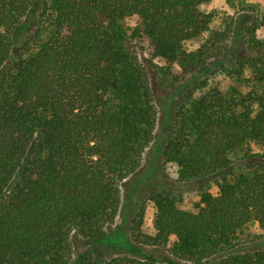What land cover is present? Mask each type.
Masks as SVG:
<instances>
[{"label":"trees","instance_id":"16d2710c","mask_svg":"<svg viewBox=\"0 0 264 264\" xmlns=\"http://www.w3.org/2000/svg\"><path fill=\"white\" fill-rule=\"evenodd\" d=\"M210 1L0 0V264H74L75 240L105 241L156 135L157 59L197 73L163 151L200 201L184 209L179 191L150 188L149 235L133 188L136 242L122 235L131 254L103 264H264V239L240 238L264 230V37L251 30L247 54L228 56L234 22L213 28ZM210 72L239 87L221 90Z\"/></svg>","mask_w":264,"mask_h":264},{"label":"rangeland","instance_id":"374dc122","mask_svg":"<svg viewBox=\"0 0 264 264\" xmlns=\"http://www.w3.org/2000/svg\"><path fill=\"white\" fill-rule=\"evenodd\" d=\"M205 9L214 12L215 18L212 23L213 28H221L226 19L234 22V35L229 41V55L238 56L247 54L250 31H254L258 37H264V26H258L259 20L264 14V0H244L237 1L233 4L227 0H211ZM137 18L133 17L127 20L128 25H135ZM203 38H198L187 42L186 47L189 50H195L199 47ZM157 67L151 73L152 84L156 91L157 106L159 111V121L155 130V137L144 153L141 169L133 175V178L127 180L122 185V203L119 215L115 222L108 226V237L94 248L86 245L81 240H75V260L74 264H103L105 261L120 255L131 252L123 243L121 236H128L132 243L136 242L135 234L132 228L137 227L133 223V213L131 205L134 203L136 196L133 194V188L142 190L144 200L143 222L141 231L143 233L155 234L156 205L150 200V188L162 189L171 188L182 194L180 206L184 209L196 211L200 201V191L198 183H182L178 181V167L176 163L166 160L163 151L165 143L167 122L171 120L170 108L175 107L181 95L187 90L192 78L197 73H185L178 62H170L165 59L155 61ZM209 81L216 84L221 90L227 91L233 86L239 87V82L232 76L224 73H209ZM204 77H200L201 80ZM191 85V84H190ZM169 127V126H168ZM251 149L260 151L257 144H251ZM211 191L217 192V187L212 186ZM147 193V194H146ZM129 209V211H128ZM134 210V209H133ZM264 239V230L257 223L247 225L240 233L243 243L250 244L254 237ZM129 241V242H130ZM172 243V242H171ZM90 253L86 259L85 254Z\"/></svg>","mask_w":264,"mask_h":264}]
</instances>
